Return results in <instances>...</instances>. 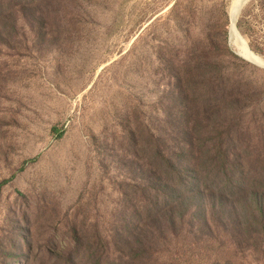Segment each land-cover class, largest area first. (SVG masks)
<instances>
[{
	"label": "rangeland",
	"instance_id": "rangeland-1",
	"mask_svg": "<svg viewBox=\"0 0 264 264\" xmlns=\"http://www.w3.org/2000/svg\"><path fill=\"white\" fill-rule=\"evenodd\" d=\"M232 3L0 0V264H264V200L153 173L158 147L189 167L191 136L200 165L230 164L220 138L264 166V68L230 44ZM238 29L264 59V0Z\"/></svg>",
	"mask_w": 264,
	"mask_h": 264
},
{
	"label": "trees",
	"instance_id": "trees-1",
	"mask_svg": "<svg viewBox=\"0 0 264 264\" xmlns=\"http://www.w3.org/2000/svg\"><path fill=\"white\" fill-rule=\"evenodd\" d=\"M219 149L221 156L217 159L223 162H228L229 165H200L201 155V144L200 138L191 136L190 141L183 143L184 147L187 148L190 160L189 167H176L178 162L174 159L173 155L177 153L169 152L168 150L158 147L156 152L157 165L154 167V176L156 178V185H163L166 182H185V179H189V175L196 173L204 178L207 187L206 191L215 198L217 192L211 189L212 184L220 183L221 181H228L232 187L227 188L225 186L219 189V193L223 197H229L233 200L249 199L253 201L250 210L261 213L262 211V200H264V166L263 165H232L231 161L237 154L225 152L223 150L222 139H218ZM179 151H184L183 148H179ZM201 163V162H200ZM182 165V163L180 164ZM166 174V175H165ZM170 175V177L168 176ZM159 186V185H158ZM243 207H239L238 204H233V209L240 210Z\"/></svg>",
	"mask_w": 264,
	"mask_h": 264
},
{
	"label": "bare ground",
	"instance_id": "bare-ground-1",
	"mask_svg": "<svg viewBox=\"0 0 264 264\" xmlns=\"http://www.w3.org/2000/svg\"><path fill=\"white\" fill-rule=\"evenodd\" d=\"M245 1L246 0H233L230 10L231 27L229 33V41L230 44L237 49V53L241 54L248 60H252L253 62H256L264 66V59L250 49L248 42L246 41V39H244V37L241 35L238 29V22H236V17L240 9V6Z\"/></svg>",
	"mask_w": 264,
	"mask_h": 264
},
{
	"label": "water",
	"instance_id": "water-1",
	"mask_svg": "<svg viewBox=\"0 0 264 264\" xmlns=\"http://www.w3.org/2000/svg\"><path fill=\"white\" fill-rule=\"evenodd\" d=\"M250 1H251V0H246L244 3H242V5L240 6V9H239V11H238L237 17H236V22L239 21L240 15L242 14V11H243L244 7H245ZM236 54H237L238 56H240L241 58H243V59H245V60H247V61H250V62H252V63H254V64H256V65H258V66L264 68V66H262V65H260V64H258V63H256V62H253L252 60H248V59H246V58H245L244 56H242L241 54H239V53H237V52H236Z\"/></svg>",
	"mask_w": 264,
	"mask_h": 264
}]
</instances>
